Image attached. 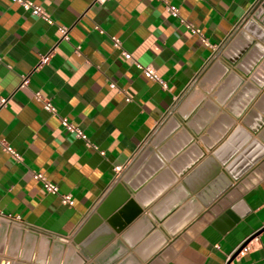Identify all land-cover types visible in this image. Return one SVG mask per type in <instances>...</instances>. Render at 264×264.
I'll list each match as a JSON object with an SVG mask.
<instances>
[{"label": "crops", "instance_id": "crops-1", "mask_svg": "<svg viewBox=\"0 0 264 264\" xmlns=\"http://www.w3.org/2000/svg\"><path fill=\"white\" fill-rule=\"evenodd\" d=\"M33 1L53 23L0 0V264H147L177 238L159 264H264V176L209 212L264 159L260 0Z\"/></svg>", "mask_w": 264, "mask_h": 264}, {"label": "built area", "instance_id": "built-area-1", "mask_svg": "<svg viewBox=\"0 0 264 264\" xmlns=\"http://www.w3.org/2000/svg\"><path fill=\"white\" fill-rule=\"evenodd\" d=\"M14 1H17L24 9L29 10L32 14L41 17L42 19H44L48 23L54 22V18L52 17V15L46 9H44L39 3H36L33 0H14ZM166 8L173 15H179V7L177 5L172 4V3H167ZM97 28H99V27L97 26ZM58 29L60 31V37L61 38H67L68 37V31H69L68 25H63V24L58 25ZM192 30L193 31H199L198 28H194V27H192ZM112 39H113L114 45L119 47L120 46L119 38L117 36L113 35ZM122 52H123L124 56H126V57L131 56L129 51L122 50ZM48 58H49V52L44 53L40 57V62H45L48 60ZM136 65L140 68L142 73L145 76H147L149 79L157 81L162 87H166V80L158 73V71L156 70V68L152 64L136 62ZM26 82H27V77L25 75H23V79H22L20 85H23ZM111 84L114 85V83H111ZM34 95L36 98H38L42 101L43 107L46 110H48L52 113H56V106L52 102L50 97L43 95L40 91H35ZM0 101L4 102L5 97H1ZM60 120H61L62 125L67 130L73 132L74 135L82 138L86 143H90V140H89L87 133L81 127H79L78 125H76L75 123L70 121L67 116H64V115L61 116ZM0 143L2 144L3 148L6 149L7 151H9L13 157H15V158L20 157V154L9 143H6L2 140H0ZM119 167H120V165L117 166V168H119ZM32 176L36 179H39L42 182L43 187L47 191L52 192V193H57L60 196V200L63 203H67L70 205L74 203L72 194L70 192H60L57 183L52 181L51 179H49L43 171L34 170L32 173Z\"/></svg>", "mask_w": 264, "mask_h": 264}, {"label": "water", "instance_id": "water-1", "mask_svg": "<svg viewBox=\"0 0 264 264\" xmlns=\"http://www.w3.org/2000/svg\"><path fill=\"white\" fill-rule=\"evenodd\" d=\"M259 4H261L259 10H257L256 12H253L252 15H251L253 18H257L258 17V13L259 14L262 13L261 14L262 16L264 15V0H260ZM263 176H264V159L258 165H256V167L252 168L244 177H242L238 181V183L236 185H234V187H232V189H230L227 193H225V196L217 204L212 206L210 208L209 212L210 213H215L217 211V209L222 207V205L224 203H226L228 200L233 198L240 191H242V190L250 187L251 185H253L255 182H257V180L259 178H261ZM127 208H131L133 212L130 213L129 215H126L127 213L125 214L126 220H129L130 218H132L135 214H137L141 210V207L136 202H134L133 199H128L127 202L120 208L119 211H122V210L124 211V209H127ZM117 215L118 214H116V213L112 214L111 217L108 220H109V222L112 225L121 226L122 222L120 220H116ZM206 215H208V213L203 215L190 228H188L183 234H181V237L182 238H188L187 236L190 235V233L193 230V228L197 224H201L204 221ZM253 235H251V237ZM251 237H249V238H251ZM247 240H245L238 247V249L234 251L232 256H234L237 253V251L247 242ZM178 242L179 241H178V238H177L175 241H173L168 247H166L163 251H161V253H159L154 259H152L147 264H159L160 260H162L171 251V249L173 247L177 246Z\"/></svg>", "mask_w": 264, "mask_h": 264}]
</instances>
